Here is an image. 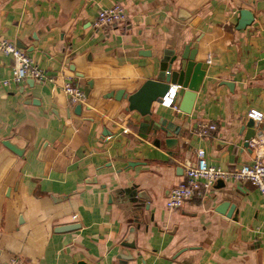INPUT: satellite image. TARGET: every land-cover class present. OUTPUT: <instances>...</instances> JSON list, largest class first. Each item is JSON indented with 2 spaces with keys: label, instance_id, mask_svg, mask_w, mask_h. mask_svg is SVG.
<instances>
[{
  "label": "crops",
  "instance_id": "0c3cea01",
  "mask_svg": "<svg viewBox=\"0 0 264 264\" xmlns=\"http://www.w3.org/2000/svg\"><path fill=\"white\" fill-rule=\"evenodd\" d=\"M114 3L127 20L97 26ZM243 7L255 18L239 29ZM65 10L62 0H0V33L48 74L0 82V262L264 264V197L250 181L217 180L202 198L165 205L199 148L222 168L255 157L243 124L249 108L264 111V0H76ZM186 44L211 60L191 114L153 103L186 126L168 149L141 138L140 114L109 93L155 79L161 59ZM12 62L0 52V81ZM68 79L84 93L92 82L79 113ZM208 122L216 129L199 136ZM254 127L264 134V118Z\"/></svg>",
  "mask_w": 264,
  "mask_h": 264
},
{
  "label": "built area",
  "instance_id": "2783aa9c",
  "mask_svg": "<svg viewBox=\"0 0 264 264\" xmlns=\"http://www.w3.org/2000/svg\"><path fill=\"white\" fill-rule=\"evenodd\" d=\"M127 20V13L122 3L102 7L98 10L96 24L99 27L122 24ZM0 52L10 55L13 59L10 77L2 79V85L9 81L18 83L25 78L44 80L48 77L47 72L30 56L23 48L16 45L13 40L4 37L0 33ZM211 58L208 56L207 61ZM178 84L171 86L170 90L161 97L160 104L166 107L178 109L177 93ZM64 91L69 95L73 103L85 102L84 90L75 82L68 79L63 85ZM247 117L254 122L260 123L264 118V111L251 107L247 111ZM214 122L201 123L196 128L199 136H208L216 129ZM249 147L255 151L252 162L243 163L232 168H222L208 162L204 148L197 150V158L190 164L184 173V177L171 187L170 193L165 201L169 209L179 208L192 197H204L217 180L234 179L239 181H250L254 184L264 197V134L258 133L249 140ZM0 264H21L17 259Z\"/></svg>",
  "mask_w": 264,
  "mask_h": 264
},
{
  "label": "water",
  "instance_id": "95a60500",
  "mask_svg": "<svg viewBox=\"0 0 264 264\" xmlns=\"http://www.w3.org/2000/svg\"><path fill=\"white\" fill-rule=\"evenodd\" d=\"M75 1L76 0H62L66 8L65 13L69 12ZM254 18L255 15L251 9L246 7L241 8L237 27L239 29L245 28L253 22ZM196 53V48L190 49V44H186L182 51L175 52L170 57L169 54H166L163 59H161L159 63V72L155 79H147L137 90L131 93L122 90L109 93L110 96L113 95L117 99L121 97L126 98L128 109L136 110L140 114L141 119L139 123H137V132L141 138H153V142L156 144H158V140L162 138L166 147L172 149L173 146L177 144L178 137L183 135L186 126L183 128L182 125L178 124L179 117L175 115L168 118V116H166L158 106H154L153 103L157 102L160 104L161 97L170 90L172 85L178 84V92L182 90V96L177 105L178 109L184 113L191 114L197 92L201 87L209 65L207 61L203 62L197 60ZM91 85L92 82L88 81V85L85 87V95L89 93V87ZM81 108L82 104L78 103L75 107V111L79 113ZM176 124H178V126ZM254 125L255 122L251 118L243 124V128L246 129L244 133L245 146H249L250 138L256 134ZM106 133L107 131L104 130V134ZM4 144L15 152L20 151L15 145L7 141H5ZM128 165H134L133 161H129ZM221 183L223 182L220 181V184ZM137 196L142 197L140 195ZM225 205L226 204H224V206ZM224 206L219 207L218 210L223 212ZM72 226L76 227V225ZM133 230L132 228L130 229L131 232L129 233V237L133 234ZM127 239L122 243L123 247L121 253H119V257L126 260L133 258V255L128 252L131 251V248L135 247V241H130L128 237ZM125 251L127 253H125Z\"/></svg>",
  "mask_w": 264,
  "mask_h": 264
}]
</instances>
